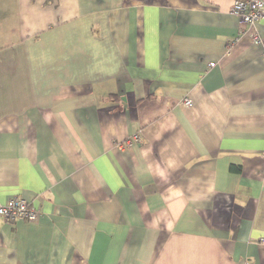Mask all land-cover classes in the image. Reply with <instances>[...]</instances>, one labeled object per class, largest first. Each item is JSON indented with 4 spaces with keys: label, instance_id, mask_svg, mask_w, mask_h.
<instances>
[{
    "label": "crops",
    "instance_id": "obj_1",
    "mask_svg": "<svg viewBox=\"0 0 264 264\" xmlns=\"http://www.w3.org/2000/svg\"><path fill=\"white\" fill-rule=\"evenodd\" d=\"M234 1L0 0V200L40 212L0 217V264H264V19Z\"/></svg>",
    "mask_w": 264,
    "mask_h": 264
},
{
    "label": "built area",
    "instance_id": "obj_2",
    "mask_svg": "<svg viewBox=\"0 0 264 264\" xmlns=\"http://www.w3.org/2000/svg\"><path fill=\"white\" fill-rule=\"evenodd\" d=\"M231 12L239 17L240 29L246 30L247 27L255 26L264 19V0H235ZM254 42L261 43V37L254 32L252 34ZM210 66H215V62H211ZM186 105H191V99L186 98ZM40 212L38 209L30 206L28 201L18 195L8 198L2 202L0 200V217L8 222L17 220L33 221L38 218Z\"/></svg>",
    "mask_w": 264,
    "mask_h": 264
}]
</instances>
